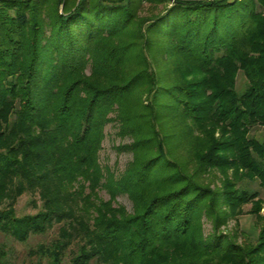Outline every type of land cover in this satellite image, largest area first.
<instances>
[{
	"label": "trees",
	"instance_id": "16d2710c",
	"mask_svg": "<svg viewBox=\"0 0 264 264\" xmlns=\"http://www.w3.org/2000/svg\"><path fill=\"white\" fill-rule=\"evenodd\" d=\"M257 1L0 0V231L57 227L34 250L50 264H264L220 230L257 199L264 239L259 193L238 186H264ZM109 124L123 170L100 160ZM27 193L40 208L19 216Z\"/></svg>",
	"mask_w": 264,
	"mask_h": 264
},
{
	"label": "rangeland",
	"instance_id": "374dc122",
	"mask_svg": "<svg viewBox=\"0 0 264 264\" xmlns=\"http://www.w3.org/2000/svg\"><path fill=\"white\" fill-rule=\"evenodd\" d=\"M255 2L256 4H259L257 0H255ZM146 13L147 12L143 14ZM246 82L247 80L244 74L240 71L237 77V91L239 93H242L245 90ZM116 132L117 129L114 128L112 124H109L106 127V138L103 141L100 160L103 166L119 171L125 168L127 162L131 158V154L124 150H118V146L123 143V140ZM251 135L262 140L264 138L263 128L260 126L255 127L252 130ZM238 186L247 188L250 192L257 191L259 193V197L261 198L259 200V205H261L259 214L264 216V186L260 181L258 179L250 180L245 178L238 181ZM101 194L104 198H109V193H107L106 190ZM34 200L36 202H34ZM118 201L131 209L132 202L128 195L123 193L119 194ZM256 201L257 199H254L242 205L240 208V214L239 211L235 210V213L239 214L237 219L235 217L229 219L227 224L221 227V233L225 234V236L232 237L231 240L238 244H244L245 239H247L251 240L254 246L260 244V247H264V239L259 238L261 220L251 213L252 209L256 206ZM40 205L41 200L39 199L38 194H23L18 199L16 213L19 216L35 214L38 212ZM203 222L205 233L209 234L212 229L211 219L205 217ZM57 230L56 227L46 234H33L26 242H20L11 235L0 231V247H2L6 253L5 259L7 260V264H50L46 258H41L38 254L34 253V250L37 248L38 244L42 242H50L57 235Z\"/></svg>",
	"mask_w": 264,
	"mask_h": 264
}]
</instances>
